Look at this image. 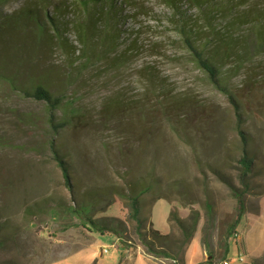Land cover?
<instances>
[{
	"label": "rangeland",
	"instance_id": "rangeland-1",
	"mask_svg": "<svg viewBox=\"0 0 264 264\" xmlns=\"http://www.w3.org/2000/svg\"><path fill=\"white\" fill-rule=\"evenodd\" d=\"M135 2L149 7L152 17L167 12L158 0ZM15 7L12 2L5 10ZM148 21L159 27L147 36L159 42L160 50L141 54L125 68L96 72L89 67L77 74L57 112L69 125L58 133L47 122L45 103L0 82V264H173L148 254L133 231L128 245L116 233L102 235L85 228L70 210L74 201L79 205L78 195L65 185L50 142L68 161L76 190L98 196L94 212L104 209L98 217L127 220L125 183L142 179L152 184L141 198V218L147 226L153 223L156 230L178 236L170 212L177 210L186 220L198 211L197 232L183 264H201L209 255L216 264L223 256L230 264H249L250 256L264 253V68L254 73L257 79L251 85L244 83L247 70L231 81L241 129L255 157L253 192L232 229L242 148L237 112L191 61L177 35L161 28L158 20ZM11 47H0V68L29 74L28 45ZM52 59L64 64L60 53ZM148 67L156 69L161 83L153 86ZM123 97L133 104L123 106ZM176 100L182 116L174 117L170 108Z\"/></svg>",
	"mask_w": 264,
	"mask_h": 264
},
{
	"label": "trees",
	"instance_id": "trees-1",
	"mask_svg": "<svg viewBox=\"0 0 264 264\" xmlns=\"http://www.w3.org/2000/svg\"><path fill=\"white\" fill-rule=\"evenodd\" d=\"M158 1L167 10L159 18L149 16L151 9L137 4L135 0H0V47L11 50L12 43L28 45L25 58L31 71L26 75H17L0 68V82L26 98L45 103L47 122L54 133H58L69 125L68 120L57 118V112L67 100V93L77 74L89 67L96 68V72L125 68L143 53L158 52L160 47L156 44L159 42L150 41L147 35H154L159 30L148 20L160 21L161 28H168L177 35L175 40L182 44L191 61L206 74L214 88L229 98L237 112V130L242 148L238 159L240 190L233 189L238 204V214L231 226L235 229L245 212V199L253 192L251 179L255 172V157L250 152L249 137L241 129L240 105L231 81L247 70L244 83L251 85L257 79L254 73L264 68V59H261L264 58V0ZM12 2H16L17 7L5 10V6ZM56 53L61 54L64 64H57L52 59ZM102 63L104 66L98 68ZM147 72L153 86L161 83L154 67H148ZM261 76L258 75V78ZM126 100L123 97V106L130 101ZM112 103L115 105V101ZM130 104H133L132 101ZM170 110L174 117L182 116L179 100ZM49 145L55 153L65 185L78 195L76 204L79 205L76 206L74 201L70 210L80 216L85 228L102 235L116 233L123 237L126 244L133 231L148 254L171 259L173 264L184 263L185 251L197 232L198 211L191 212L186 220L179 216L177 210L170 212L169 220L177 223L178 236L156 230L153 223L147 226L141 218V198L152 184L142 179L125 183L123 196L130 204L127 220L98 217L104 211L94 212L98 196L76 190L68 161L58 155L53 142ZM206 208L210 209L209 203ZM1 230L0 246L3 244ZM201 264L216 263L209 255V259ZM250 264H264V257L261 260L251 259Z\"/></svg>",
	"mask_w": 264,
	"mask_h": 264
},
{
	"label": "built area",
	"instance_id": "built-area-1",
	"mask_svg": "<svg viewBox=\"0 0 264 264\" xmlns=\"http://www.w3.org/2000/svg\"><path fill=\"white\" fill-rule=\"evenodd\" d=\"M103 252H105V253L108 252V249H107V248L104 249ZM239 260H240V262H244V260H243L242 257H240ZM220 264H230V262H229L228 260H224V261L221 262Z\"/></svg>",
	"mask_w": 264,
	"mask_h": 264
},
{
	"label": "crops",
	"instance_id": "crops-1",
	"mask_svg": "<svg viewBox=\"0 0 264 264\" xmlns=\"http://www.w3.org/2000/svg\"><path fill=\"white\" fill-rule=\"evenodd\" d=\"M246 244V243H245ZM264 254V253H263ZM263 254L261 255V256H250L251 257V259H258V260H261L262 258H263ZM251 259H250V261H251ZM225 260H228L227 259V257H226V259ZM205 261V260H204ZM249 264H250V262H249Z\"/></svg>",
	"mask_w": 264,
	"mask_h": 264
}]
</instances>
